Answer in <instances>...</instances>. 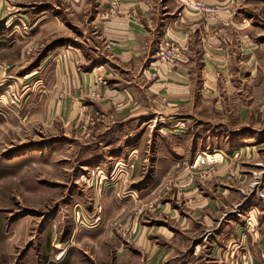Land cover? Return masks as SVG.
<instances>
[{
    "label": "rangeland",
    "instance_id": "obj_1",
    "mask_svg": "<svg viewBox=\"0 0 264 264\" xmlns=\"http://www.w3.org/2000/svg\"><path fill=\"white\" fill-rule=\"evenodd\" d=\"M98 1L0 0V264H264V115L229 126V144L225 130L188 159L158 162L179 144L166 125H116L98 106L97 72L82 86L104 48L94 16L123 0ZM220 1L208 5L233 13L229 40L232 22L264 43V0ZM247 82L219 84L229 121L257 106ZM214 153L222 160L207 162Z\"/></svg>",
    "mask_w": 264,
    "mask_h": 264
},
{
    "label": "crops",
    "instance_id": "obj_2",
    "mask_svg": "<svg viewBox=\"0 0 264 264\" xmlns=\"http://www.w3.org/2000/svg\"><path fill=\"white\" fill-rule=\"evenodd\" d=\"M108 1L113 4L115 0ZM201 1L207 5L219 2ZM98 2L107 3L106 0ZM97 8L102 6L97 5ZM118 8L117 12L111 10V14L102 16L96 12L94 16V21L101 20L96 22L104 48L98 49L97 55L101 57L98 66L81 76L82 86L92 87L97 72L101 96L98 106L107 119V114L113 112L116 125L124 127L134 121L151 119L166 125L162 128L168 129L171 138L179 144L174 143L176 148L157 152L158 162L188 159V154L198 152L201 145H209V141L224 136L225 130L229 144V126L240 124L245 127L242 129H249L251 116L264 115V43H253L249 28L232 22L230 31L233 34L229 40V18L233 16L229 14V7L226 11L219 10L215 18L186 9L180 11L178 0H123ZM39 21L40 18L36 23ZM5 28L0 32V39L8 29L6 25ZM164 40L173 42L182 51V59L175 66L161 64L158 60V46ZM57 50L52 51L51 57ZM73 50L66 46L65 64L72 76L75 67L70 54ZM237 56L242 57L241 61ZM57 59L56 55L50 65L56 64ZM235 70L237 73H233ZM237 74L247 77V83L253 85L249 98H253L252 103L257 106L241 108L229 121V98H225L219 84ZM225 93L229 94V90ZM206 126L208 133L192 135L193 140L186 141L187 133L207 129ZM232 143L238 145L240 141L234 139ZM176 164L168 168H175ZM167 169L161 175L156 170L154 176L166 175Z\"/></svg>",
    "mask_w": 264,
    "mask_h": 264
},
{
    "label": "built area",
    "instance_id": "obj_3",
    "mask_svg": "<svg viewBox=\"0 0 264 264\" xmlns=\"http://www.w3.org/2000/svg\"><path fill=\"white\" fill-rule=\"evenodd\" d=\"M183 7L190 12L204 15L208 18H215L219 14V11L216 7H210L209 5H206L202 1L198 0H184ZM157 55L159 62L167 66H175L182 59V51L180 47L167 40L161 41L159 43ZM13 97H15V95H13ZM215 155L219 157H217L216 159L213 158V160H215V162H220L222 160V156L220 155V153H214L210 156Z\"/></svg>",
    "mask_w": 264,
    "mask_h": 264
},
{
    "label": "bare ground",
    "instance_id": "obj_4",
    "mask_svg": "<svg viewBox=\"0 0 264 264\" xmlns=\"http://www.w3.org/2000/svg\"><path fill=\"white\" fill-rule=\"evenodd\" d=\"M203 155H205V157H206L205 159L207 160V162H215V160H213V158L216 159L217 157H219V156H217V155H215V156H209L208 154H203ZM201 159H202V158L199 157V159L197 160V163L200 162ZM202 160H203V159H202ZM197 163H196V164H197ZM210 164H211V163H210ZM202 165H203V164H202Z\"/></svg>",
    "mask_w": 264,
    "mask_h": 264
},
{
    "label": "trees",
    "instance_id": "obj_5",
    "mask_svg": "<svg viewBox=\"0 0 264 264\" xmlns=\"http://www.w3.org/2000/svg\"><path fill=\"white\" fill-rule=\"evenodd\" d=\"M99 61H100V60H99ZM91 66H93V64H92Z\"/></svg>",
    "mask_w": 264,
    "mask_h": 264
}]
</instances>
